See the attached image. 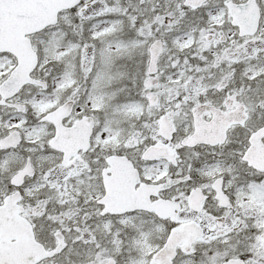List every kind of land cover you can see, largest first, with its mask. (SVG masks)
Here are the masks:
<instances>
[{
	"label": "snow or ice",
	"instance_id": "6c2138e0",
	"mask_svg": "<svg viewBox=\"0 0 264 264\" xmlns=\"http://www.w3.org/2000/svg\"><path fill=\"white\" fill-rule=\"evenodd\" d=\"M0 264H264V0H0Z\"/></svg>",
	"mask_w": 264,
	"mask_h": 264
}]
</instances>
